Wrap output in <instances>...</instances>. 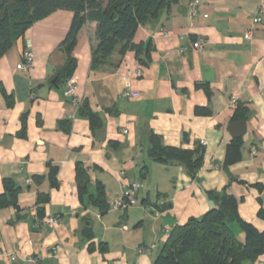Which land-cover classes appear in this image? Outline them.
Segmentation results:
<instances>
[{"label": "crops", "instance_id": "1", "mask_svg": "<svg viewBox=\"0 0 264 264\" xmlns=\"http://www.w3.org/2000/svg\"><path fill=\"white\" fill-rule=\"evenodd\" d=\"M73 17L70 9L55 10L0 58V264H153L165 231L201 217L213 205L208 192L225 188L238 198L242 218L264 230L258 217L264 208V0H181L163 10L135 34L136 43L154 46L148 65L132 50L95 63L97 22H87L73 52L77 104L65 94L66 83L53 82L66 62L59 46ZM27 38L35 60L23 71ZM198 39L204 48L194 46ZM127 82L138 97L123 95ZM85 104L99 126L83 112ZM238 121L247 124L241 138L229 130ZM151 132L184 149L207 141L202 166L191 175L181 163L153 160ZM233 139H242V158L227 167ZM78 164L90 175L82 199ZM133 181L142 184L136 205L102 214L88 201L102 183L111 204ZM40 194L49 197L43 218ZM50 216L60 217L54 227L45 221ZM235 230L243 238L238 225ZM53 245H59L54 256ZM245 264H264V255Z\"/></svg>", "mask_w": 264, "mask_h": 264}, {"label": "trees", "instance_id": "2", "mask_svg": "<svg viewBox=\"0 0 264 264\" xmlns=\"http://www.w3.org/2000/svg\"><path fill=\"white\" fill-rule=\"evenodd\" d=\"M180 1L0 0V58L15 42L25 36L35 22L55 10L70 9L74 12V17L66 37L59 46L67 58L65 64L58 70V82L66 83L68 78L73 77L76 70L73 52L77 45L78 34L89 21L97 22L99 45L92 54L95 63H108L116 51L124 54L132 50L142 64L148 65L154 46L152 42L136 43L135 34L140 25L158 19L163 10L170 11L173 5ZM82 110L89 117L94 128L100 125V118L91 112L86 104L83 105ZM240 117L245 118V115ZM242 145V139H233L229 143L225 166L228 167L241 160ZM148 154L153 160L162 164L181 163L189 174L194 175L202 166L204 148L202 145H197L194 149L168 146L164 144L161 136L151 132ZM50 178L52 185L58 186L55 175H51ZM76 180L82 199L87 194L90 175L80 164L77 166ZM6 189L10 190L8 184ZM208 198L213 205L201 217H191L186 223L175 225L171 230L165 231L166 240L153 264H245L247 261H256L264 255V230L242 218L238 198L229 193L227 188L222 191H209ZM88 201L102 214L111 208L102 183L97 185L96 196H88ZM48 202L47 195H39L40 218L44 217V206ZM258 217L264 220V208L259 209ZM235 225L241 228L243 238L239 237ZM85 230H87L86 237L92 238L90 227ZM90 249H93L92 245Z\"/></svg>", "mask_w": 264, "mask_h": 264}, {"label": "built area", "instance_id": "3", "mask_svg": "<svg viewBox=\"0 0 264 264\" xmlns=\"http://www.w3.org/2000/svg\"><path fill=\"white\" fill-rule=\"evenodd\" d=\"M190 13L191 15H195L197 13V2L192 1L190 3ZM261 17H256L254 18V23H260L261 22ZM167 34V33H165ZM250 31L248 33V36H250ZM205 40L203 39H198L194 42V46L198 49H202L205 47ZM181 51H186V47H183ZM34 60H35V53H34V48H33V42L30 38H27L25 40V49L23 52V59L21 63L19 64V69L23 71L30 70L32 66L34 65ZM78 84H77V79L75 77H70L66 80V90L65 94L67 97H70L75 104L80 102V99L78 97ZM125 97L128 98H134L139 96V92L134 91L131 86L130 82H127V89L125 90L124 94ZM124 132H127V130H124ZM201 145L205 146L207 145V141L201 140ZM256 153V150H253V154ZM29 183H31V179L27 180ZM127 186V185H126ZM141 188V184L139 182H133L130 185H128L125 190L122 192V194L117 197L112 203H111V208L112 209H119L123 208L128 205H136L138 204V193ZM76 211H72L71 214H75ZM60 220V217H47L46 222L49 226L54 227L56 223ZM168 232V231H167ZM155 247V245H152ZM59 245H53L50 249V254L52 256L56 255L58 252ZM10 260H16L18 255L16 253H10L8 254ZM28 262H36L37 259L33 256L27 257Z\"/></svg>", "mask_w": 264, "mask_h": 264}, {"label": "water", "instance_id": "4", "mask_svg": "<svg viewBox=\"0 0 264 264\" xmlns=\"http://www.w3.org/2000/svg\"><path fill=\"white\" fill-rule=\"evenodd\" d=\"M57 81V78L53 80L55 83ZM229 130L233 137L235 138H241L247 131V124L245 121H238L234 122L230 125Z\"/></svg>", "mask_w": 264, "mask_h": 264}]
</instances>
